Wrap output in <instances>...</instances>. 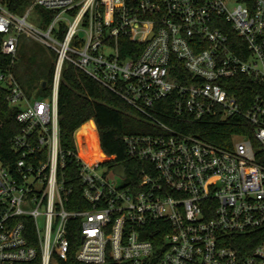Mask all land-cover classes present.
Instances as JSON below:
<instances>
[{"label": "built area", "instance_id": "built-area-1", "mask_svg": "<svg viewBox=\"0 0 264 264\" xmlns=\"http://www.w3.org/2000/svg\"><path fill=\"white\" fill-rule=\"evenodd\" d=\"M0 0L2 50L25 35L57 53L51 92L29 97L0 70L22 124L0 159V264H264V98L244 108L222 82L264 83V0ZM38 7L54 13L44 22ZM134 42L125 46L122 39ZM125 103L148 131L123 137L137 179L122 184L93 119L62 144L65 63ZM94 121L86 131L78 130ZM236 122L220 145L194 129ZM93 137L88 161L82 138ZM81 138V140H79ZM78 167L69 180L68 162ZM122 164V163H121ZM120 165V164H118ZM114 166L112 169L114 170ZM73 205L75 208H71Z\"/></svg>", "mask_w": 264, "mask_h": 264}, {"label": "trees", "instance_id": "trees-1", "mask_svg": "<svg viewBox=\"0 0 264 264\" xmlns=\"http://www.w3.org/2000/svg\"><path fill=\"white\" fill-rule=\"evenodd\" d=\"M32 0H17L14 11H22ZM45 25L54 15L46 8L38 7ZM4 35L0 33V70L12 71L18 83L29 97L47 96L53 85L57 53L41 43L23 35L16 55L13 57L2 50ZM134 42L123 38L122 53L126 55L125 46ZM222 84L229 92L235 93L242 106H250L257 96L264 98V83L246 75H238L224 80ZM8 87L0 84V159L7 165L13 163L16 157L12 150L11 139L22 128L16 119L17 109L10 106L7 99ZM59 122L61 126L62 144L66 148L75 147V131L85 122L93 119L99 129L101 144L108 155L116 157L108 162L111 168L124 164L127 168V181L132 182L138 177L134 166L137 164L128 157L123 137L128 133H138L145 130L143 121L131 107L121 98L100 84L85 72L77 69L71 63H65L58 96ZM87 125L78 132L86 131ZM247 132L250 127H239L236 122L197 128L193 131L212 142L220 145L229 144L235 133ZM256 161L264 167V149L259 150ZM69 180L76 178L78 167L75 162H68L64 169ZM75 177V178H74ZM71 208L75 206L71 205ZM56 264H83L70 254L65 261L57 258Z\"/></svg>", "mask_w": 264, "mask_h": 264}, {"label": "rangeland", "instance_id": "rangeland-1", "mask_svg": "<svg viewBox=\"0 0 264 264\" xmlns=\"http://www.w3.org/2000/svg\"><path fill=\"white\" fill-rule=\"evenodd\" d=\"M79 140H81V138H79ZM82 140L86 141L85 144L86 146L84 147L86 159L88 161L96 160L100 154L96 152V147L95 144L93 143L94 140L93 137L82 138ZM106 173L108 177H110L112 180L115 181L116 184L119 185L123 183V179L120 176H118L112 168L108 169Z\"/></svg>", "mask_w": 264, "mask_h": 264}, {"label": "water", "instance_id": "water-1", "mask_svg": "<svg viewBox=\"0 0 264 264\" xmlns=\"http://www.w3.org/2000/svg\"><path fill=\"white\" fill-rule=\"evenodd\" d=\"M114 172L120 176H125V166L123 164L118 165L114 168Z\"/></svg>", "mask_w": 264, "mask_h": 264}, {"label": "bare ground", "instance_id": "bare-ground-1", "mask_svg": "<svg viewBox=\"0 0 264 264\" xmlns=\"http://www.w3.org/2000/svg\"><path fill=\"white\" fill-rule=\"evenodd\" d=\"M86 125H87V128H89L90 126H93L94 125V121H89L88 123H86L83 126H86Z\"/></svg>", "mask_w": 264, "mask_h": 264}]
</instances>
